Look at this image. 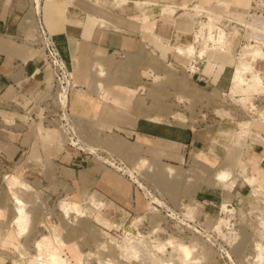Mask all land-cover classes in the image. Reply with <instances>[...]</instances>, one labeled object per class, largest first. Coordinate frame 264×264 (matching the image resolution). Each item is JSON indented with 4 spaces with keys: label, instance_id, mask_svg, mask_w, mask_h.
<instances>
[{
    "label": "rangeland",
    "instance_id": "obj_1",
    "mask_svg": "<svg viewBox=\"0 0 264 264\" xmlns=\"http://www.w3.org/2000/svg\"><path fill=\"white\" fill-rule=\"evenodd\" d=\"M189 2L179 4V9L165 14L160 22L196 36L198 15L190 10L203 14L205 24L207 15L244 14L249 0L237 6L235 0ZM220 3L224 5L220 6ZM37 12V8H32L34 16ZM256 30L252 29V32ZM257 31L264 34L262 29ZM250 44L240 38L225 52L232 55V62H235L237 52ZM145 45V42L141 43L136 60H120V72L114 70L106 74L103 67L110 66V62L95 61L94 66L98 69L94 70L93 78L97 76L98 80H92L93 83L102 91L108 86L120 88L118 94L131 117L190 131L197 139V146L205 149L200 151L210 161L201 153L196 155L197 158L209 164L192 161L180 168L171 167L174 174L168 175L170 166L159 160L160 155L153 159L143 156L137 161L139 151L150 152L147 148L138 151L131 145H119L113 139L101 136L95 127H79L72 120V130L78 141L73 147L58 126L43 123L45 129L54 131L61 148L87 157L88 167L110 168L116 176L125 178L129 197L109 196L93 175L75 185L65 182L49 161L34 160L23 165L20 162L9 164L0 158V264H51L52 261L47 256L49 261L45 259V254L37 247L41 239L50 236L49 226L60 233L61 261L58 264H75L69 251L74 248L78 249L75 256L80 259V264H185L184 254L175 248L177 243L191 250L188 264H220L216 243L228 247L235 264H264V220L258 214L264 217V163L256 161L264 158V123L259 116L264 111V94L250 97L244 105L238 102L241 97L236 101L230 97L231 87L226 92L206 90L191 80L184 67L187 60L176 59L174 47H165L159 41L157 45L163 53L156 56ZM185 45L187 49L192 42ZM181 47H177V52L179 49L184 52ZM261 52L257 54L261 58H239L237 65L247 63V69L257 72L263 79L259 70L263 63L258 61L264 59ZM214 54H218L216 50L204 56L208 58ZM22 165L26 187L13 189L6 177ZM254 179L262 189L258 193L251 188ZM244 184L250 188L242 189L243 199L235 212L232 209L222 211L221 205L230 204L231 194ZM11 190L25 201L22 200V204L30 217L27 231L22 236L17 235L13 224L17 215ZM199 192H221L224 202L213 207L209 216L198 203ZM62 202L76 204L74 213L64 215L60 211ZM137 203L145 206L144 213H137ZM221 218L225 219L217 230ZM46 219L48 226L43 224ZM137 220L134 231H129L130 224ZM188 220L199 222L207 235L196 233Z\"/></svg>",
    "mask_w": 264,
    "mask_h": 264
},
{
    "label": "crops",
    "instance_id": "obj_2",
    "mask_svg": "<svg viewBox=\"0 0 264 264\" xmlns=\"http://www.w3.org/2000/svg\"><path fill=\"white\" fill-rule=\"evenodd\" d=\"M185 1L189 0H42L40 3L45 25L77 85L68 100L72 120L79 127H95L101 136L119 145H131L138 151L150 150L148 154L139 151L137 161L143 156L153 159L160 155L159 160L170 166L168 175L174 174L171 167L180 168L192 161L208 163L196 156L206 154L200 151L205 149L197 146L195 136L178 127L127 115L125 102L118 94L120 88L108 86L102 91L92 80H98L97 76L93 78L94 70L98 69L95 61L110 62V66L103 67L106 74L114 70L120 72V60H136L142 42L156 56L163 53L157 45L159 41L165 47H174L175 51L178 46L189 45L192 36L160 22L165 14L174 13L173 9H179V4ZM243 2L235 0L234 4ZM34 4L36 6L33 0H0V158L9 164L20 162L23 165L34 160L49 161L65 182L75 185L93 175L109 196L128 198L125 178L116 176L110 168L88 167L87 157L61 148L54 131L45 129L43 106L51 77L42 50L35 43L32 8H37V3ZM217 53L209 55L199 65L197 74L192 73L187 56L174 55L176 59L187 60L184 67L195 85L226 92L230 90L237 61L232 62L234 57L230 54ZM259 70L264 79V63ZM262 160L257 158L256 161L261 164ZM257 181L261 183L258 178ZM247 188L246 184L238 186L229 203L239 206L244 194L242 189ZM197 198L209 216L213 207L224 202L221 192H199ZM144 209L142 203H137L138 214L144 213Z\"/></svg>",
    "mask_w": 264,
    "mask_h": 264
},
{
    "label": "built area",
    "instance_id": "obj_3",
    "mask_svg": "<svg viewBox=\"0 0 264 264\" xmlns=\"http://www.w3.org/2000/svg\"><path fill=\"white\" fill-rule=\"evenodd\" d=\"M33 5L36 6L34 2ZM242 16L244 22H252V18H257L260 22H264V0H249L248 9L244 14H242ZM200 17H202V15L196 17V19L199 20L195 24V27H197V31L195 32L197 33L204 31L202 29L204 26V16L202 18ZM206 20L208 22V18H206ZM243 21L235 15V12L230 14L225 12L213 22L214 31L211 42L201 41L200 43H194V34H192V45H194L197 52H199L194 57L188 58L192 64V73L197 74L199 65L206 60V56H204V54H208L209 52L216 50L218 47V45H216L218 35L223 34L226 38L232 39L238 34L241 35V37H237L241 38L243 42H246V44L251 43L246 40L245 36L251 34L252 32L250 29L247 30ZM33 24L36 46L42 50L44 63L51 77V87L43 106L45 111L44 123L58 126L65 135L68 144L74 147L78 144V141L72 130L73 121L68 112V97L73 90L77 88L73 72L63 59L53 36L48 31L45 25L42 10L37 12L34 16ZM255 33H258V31L256 30ZM200 52H202V55ZM262 163H264V158ZM222 206L223 205H221V210ZM227 206L235 212L236 206L233 204H227ZM258 214L264 220V217L260 213ZM232 216L234 220L235 215L233 214ZM260 217H257V219H261ZM188 223L193 225V229L196 233L200 235H207V231L204 230L199 222H196V220H188ZM216 247L217 252L219 253L220 264H235L227 246L221 243H216Z\"/></svg>",
    "mask_w": 264,
    "mask_h": 264
},
{
    "label": "bare ground",
    "instance_id": "obj_4",
    "mask_svg": "<svg viewBox=\"0 0 264 264\" xmlns=\"http://www.w3.org/2000/svg\"><path fill=\"white\" fill-rule=\"evenodd\" d=\"M37 3V10L40 11V2L39 0L36 1ZM190 12H194L195 14H197L198 16H201L203 14H201L200 12H197L195 10H190ZM35 13V11H34ZM232 12H227V14H230ZM189 15V14H188ZM235 15H237V17H239L241 19V21H243V16L242 13H236ZM208 18V22L206 24H204V26L202 27V29L204 30L203 32H199L196 33V36L194 34V43H200L201 41L203 42H211L212 40V36H213V31H214V25L213 22L219 18V16H213V15H207ZM244 22V21H243ZM244 25L247 27V30L250 29L252 32V29H262L264 32V22H260L257 18H252V22H244ZM181 27V26H180ZM184 27L187 28V26L184 25ZM182 28V27H181ZM147 30V29H146ZM246 40L251 42L248 43L250 45H246L245 47L241 48L238 52H237V57H236V61L237 64L239 63V58L245 59V58H251L253 59H257V54L260 51L262 55L264 56V34H258L255 33V31H253L251 34H248L245 36ZM240 39L239 37L235 36L232 39L230 38H226L223 34L218 35L217 37V43L216 45H218V47L216 48V51L221 52V53H225L227 54L226 48H228L231 43L234 44V42L236 40ZM254 43V44H253ZM183 49H185L186 47H182ZM176 54L180 53L181 56L185 55L188 58H192L197 54L196 48L194 45H191V47H188L187 49L184 50V52H182L179 49V52L175 51ZM200 54L202 55V52H200ZM259 57V56H258ZM261 58V57H259ZM258 61L260 63H264V59H258ZM249 63V62H248ZM236 64V65H237ZM108 67V66H107ZM259 72V71H258ZM264 94V81L261 78L260 74H258L257 72H251L247 69V63L243 64V65H237L235 66L234 72H233V76L231 79V92H230V97L236 101L237 97H241L240 100H238V102H242L244 105H246V102H249L250 97H253L255 95H263ZM251 104V103H250ZM261 118V120H263L264 123V111L260 113L259 115ZM179 117V116H174V118ZM160 119V117H159ZM161 120V119H160ZM262 141H264V139H262ZM23 165L18 167L12 175H9L6 177L8 183L10 184V186H13V189H15L16 186L19 187H26V185L24 184V180H23V176L25 175L24 173V169H23ZM27 184V183H26ZM256 185V181L254 179L253 182V186L251 185V188L253 187L256 193H258L259 191H262V189ZM11 189V187H10ZM12 189V190H13ZM17 189V188H16ZM12 199L14 201H16V206H14V213L17 215L13 221V224L16 225L17 228V235L18 236H22L26 233L27 231V223L29 222V215L25 212V205L22 204V200L19 199V197H17L14 191L12 192ZM26 190L27 189H24ZM10 193V192H9ZM10 193V194H11ZM20 194V193H19ZM18 194V195H19ZM24 201V200H23ZM25 202V201H24ZM77 205L76 204H69L66 202H62L60 203V211L68 216L69 214H73L74 211L76 210ZM224 209H229L227 205H223L222 207V211ZM223 214V213H222ZM221 218L218 221V224L216 226V229L218 230V228L220 227V224H222L223 219ZM134 220V219H133ZM139 220L136 221V223L133 221H131L132 223L130 224V226L128 227L129 231H134V227L137 225ZM43 224L45 226H48V219L43 221ZM49 229L51 230L50 236H46L43 239H41V243L37 244V247L42 251L41 253L45 256V259H49L50 262L52 261L51 264H55V263H60V243H59V238L60 237V233L59 231L54 228L53 226H49ZM166 245V244H164ZM133 247V246H132ZM136 247V246H135ZM134 247V248H135ZM175 248H178L177 250L180 252L182 251V253L184 254V258H186L185 260V264H188L187 259H189V256L191 254V250L181 244H178L175 246ZM38 249V250H39ZM136 250V249H133ZM138 250V249H137ZM70 253L72 254V258L75 262V264H80V259L78 257H76L75 255H77L78 249L74 248V249H69ZM40 252V251H39ZM134 252V251H133ZM42 256V255H40ZM39 256V257H40ZM47 256V258H46ZM79 260H78V259ZM47 259V260H48ZM44 260V259H43ZM48 260V261H49ZM38 261H41L38 259ZM190 262V260H189ZM63 263V262H62ZM49 264V263H48Z\"/></svg>",
    "mask_w": 264,
    "mask_h": 264
}]
</instances>
